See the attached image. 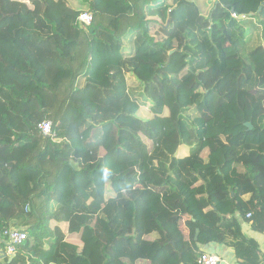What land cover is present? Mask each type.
<instances>
[{"label":"trees","instance_id":"trees-1","mask_svg":"<svg viewBox=\"0 0 264 264\" xmlns=\"http://www.w3.org/2000/svg\"><path fill=\"white\" fill-rule=\"evenodd\" d=\"M102 1L0 0V264H264V0Z\"/></svg>","mask_w":264,"mask_h":264},{"label":"built area","instance_id":"built-area-1","mask_svg":"<svg viewBox=\"0 0 264 264\" xmlns=\"http://www.w3.org/2000/svg\"><path fill=\"white\" fill-rule=\"evenodd\" d=\"M236 17L235 15H233ZM92 22V16L88 13H83L78 17V23L82 29H86ZM39 130L44 137L53 139L55 134L52 131V126L49 121H44L39 125ZM250 217V214H247ZM5 249L3 253L6 258L14 257V252L17 246L21 245L26 239V234L21 228H10L1 233ZM197 264H227L220 256L202 252L197 258Z\"/></svg>","mask_w":264,"mask_h":264},{"label":"crops","instance_id":"crops-1","mask_svg":"<svg viewBox=\"0 0 264 264\" xmlns=\"http://www.w3.org/2000/svg\"><path fill=\"white\" fill-rule=\"evenodd\" d=\"M20 17H24V16H20ZM26 18H28V16ZM26 22L28 24H31L32 26V20L30 18ZM247 198L248 196L245 197V199ZM180 222L177 223L176 225L178 226L179 230L184 234V237L187 238L188 237L187 228L182 223V220H180ZM241 228H242L244 235L247 238L253 239L257 242L259 249L261 250L264 256V234H259L257 232L252 231L250 226L246 223H241ZM200 249L205 251V253L214 254V255L222 257L227 264H238L237 259L234 256L233 250L230 248H227L224 245L208 244L205 246H201Z\"/></svg>","mask_w":264,"mask_h":264},{"label":"rangeland","instance_id":"rangeland-1","mask_svg":"<svg viewBox=\"0 0 264 264\" xmlns=\"http://www.w3.org/2000/svg\"><path fill=\"white\" fill-rule=\"evenodd\" d=\"M93 1H95L96 2V8H97V10H99L100 12H103V13H113V11H112V9H110L102 0H93ZM228 2H230L231 4H233V5H235V7L236 6H238V7H242L241 6V2H240V0H227ZM235 15V14H234ZM236 16V15H235ZM27 16H25V17H20L21 18V21H22V23H23V26L25 27V28H27V29H31V24H28L26 21H28V19H29V17L28 18H26ZM142 75H146V74H142ZM257 75H258V77H259V80H260V83L261 84H263L264 83V67L262 66V64H259V66L257 67ZM165 89H166V95L167 96H171V97H173V95H172V93L169 91V89L167 88V87H165ZM169 92H170V95H169ZM168 111H169V113H168ZM168 111L166 112V116L168 117L169 116V114L171 115V117H174V112H172L173 111V105H171V104H168ZM141 117L142 118H147V111L146 110H143L142 111V113H141ZM176 117V116H175ZM175 117L173 118V119H175ZM47 121V120H46ZM50 122V121H49ZM88 135H89V131H86V133L83 135V137L84 138H87L88 137ZM57 140V138L56 137H54L53 139H52V141H56ZM185 153V151L183 150V148H180L179 150H178V153H177V155L178 156H181V155H183ZM110 171L112 172V173H115V167H112L111 169H110ZM106 196L107 197H111V192L109 191V188H108V185H106ZM180 221H178V222H176V224L177 223H179ZM183 223V222H182ZM180 224H181V222H180ZM52 227V224H48V229H50ZM66 244L69 246V247H76V246H78L79 247V245H77V243H74V242H72L71 240H68V241H66Z\"/></svg>","mask_w":264,"mask_h":264},{"label":"water","instance_id":"water-1","mask_svg":"<svg viewBox=\"0 0 264 264\" xmlns=\"http://www.w3.org/2000/svg\"><path fill=\"white\" fill-rule=\"evenodd\" d=\"M264 4V3H263ZM233 13V12H232ZM244 127L247 129V130H251L252 129V126L250 123H247V124H244ZM197 236V234H196ZM195 236V238H196ZM5 259V254L3 253V251H0V260H3ZM13 257H10L8 258V262L12 261Z\"/></svg>","mask_w":264,"mask_h":264},{"label":"clouds","instance_id":"clouds-1","mask_svg":"<svg viewBox=\"0 0 264 264\" xmlns=\"http://www.w3.org/2000/svg\"><path fill=\"white\" fill-rule=\"evenodd\" d=\"M248 214H250V213H248ZM248 218H249V217H247V215H246V219H248ZM180 220H182V219H180ZM180 220H178V221H180ZM178 221H177V222H178ZM182 222H183V220H182ZM175 224H176V223H175ZM176 226H177V225H176ZM5 259H8V258L5 257Z\"/></svg>","mask_w":264,"mask_h":264}]
</instances>
